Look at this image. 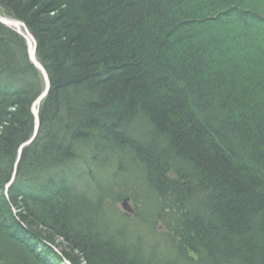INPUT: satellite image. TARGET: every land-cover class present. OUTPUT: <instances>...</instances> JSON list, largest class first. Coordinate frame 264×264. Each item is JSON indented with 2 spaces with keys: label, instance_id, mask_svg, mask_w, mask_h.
<instances>
[{
  "label": "rangeland",
  "instance_id": "rangeland-1",
  "mask_svg": "<svg viewBox=\"0 0 264 264\" xmlns=\"http://www.w3.org/2000/svg\"><path fill=\"white\" fill-rule=\"evenodd\" d=\"M2 1L8 3L9 10L1 6L0 3V15H4L6 19L10 18L12 21L17 19L21 22L22 20L16 17L18 10L23 11L16 8L21 2L16 3L14 0ZM115 1L118 3V6L117 4H112ZM120 1L101 0L103 3V6L99 7L102 9L101 14L113 17L114 21L116 19L122 21V19L125 20L127 18L126 14L138 9L137 4L140 3V0ZM144 1L147 5L146 8H144ZM144 1L141 2L142 8H144V10H141L143 19L139 17L133 19L134 17H132L129 22L130 26L126 27V30L130 31L132 36L145 32L146 36H151V40L153 41L154 37L161 33V31H158L153 34L152 32L154 31H150V28H147L148 24L152 28L153 18L151 15L154 12H158V9L156 11L154 10L155 8L150 9L149 7L150 4L152 7L156 3V0ZM176 1L178 0L172 2L175 4ZM256 1L259 2L261 0ZM94 2L97 3V0ZM101 2L100 4H102ZM24 3L21 6L22 9L25 8ZM179 3L183 12L182 17L184 18L179 17L180 15L176 11L173 15L175 21H181L180 27L175 29L177 31L176 38L180 39L179 42L163 37L162 39L157 38L159 41L158 45L155 42V46H152L149 45V37H145L143 44L146 47L142 49L143 52L139 55H134V57L127 58L121 71L120 67L117 68L113 65L106 72L108 77H103L101 75L102 71L97 74L98 76H102L104 81L109 80V73L112 72L113 74V71L118 76L124 73L131 75L126 78V84L124 81V86L119 89L120 92L117 96L110 97L112 100L115 98L113 102H109V97H106L104 101L105 111H101L98 116L97 113H94V115L98 122L99 118H104L106 114H109L108 112H115L116 108L117 115L115 117L117 119L112 120L113 122L117 121V124H115L117 127L115 129L114 125L112 126L111 124L112 120L109 119L110 124L103 131V133L105 131L109 133H106L104 136L107 137L111 132V134L115 132V134H119L120 136L122 134L124 139H129L133 143L137 151L140 150V153L135 156L129 150L123 149V155H117L118 158L112 157L115 154L109 155L106 162L100 158L103 162L99 163V158L95 157L88 160V169H93L92 172L98 173L103 179L96 181L95 184H91V190L87 192V195L90 197H96V201L95 199H91L93 202H88L89 204L86 207L79 206L80 204L78 203L77 205L78 208H85L83 210L84 213L88 211L95 214L97 212L96 215L98 217L93 218L94 224L91 222L89 227H87L86 224L88 222H86L85 225H78L79 230L77 232H72V226L75 225H73L71 217L70 225L66 226L68 238H65L66 233L62 234L57 226L54 229L51 226L52 224L48 223L49 220H44V225L39 223L33 225L35 227L33 235H31L30 231V236L33 238L32 241H35V244L38 242V244L42 243L39 248L35 247L36 254L38 251L39 256L45 255L48 258L46 259L48 264H74V261L69 259L68 254L74 256L76 264H104L101 256L108 247L116 253V258H122L126 264H257L256 262L264 264V262L262 263V258H264V163L259 164L260 159H256L257 162L252 163V159L260 158V149V153L264 159V146L258 145V142L261 141L258 134L260 132L264 133V112H259L261 110L259 106L262 104H260V101L257 103V93L254 92V94L252 92L251 94L253 95L250 96V99L245 101L240 98L238 99L243 105L244 103L247 105H244V109L252 110L257 108L255 110L256 114L247 110H243L246 113L237 114L238 112L234 111L235 108L233 111L228 110L229 107L227 105L223 110H226L228 113L226 115L230 116H228L230 125L209 122L212 128H216L217 133L221 134L230 152H232L231 150L236 143L239 144V147H242L243 153L240 154V157L246 169L242 170L234 165L232 172L235 175L239 174L240 178L243 176V179L244 177L252 179L253 185L256 188L254 197L257 199L256 202L258 204L253 208H249L245 214L246 217L240 220L238 224L236 223V226L239 225L236 229L231 228L233 222L231 221L232 217H229L231 210L228 208L231 203L233 205L236 204V201L232 198H227V201L222 204L221 192L218 191V186L216 185L218 181L216 174L219 173L213 174L211 170L207 172L201 166L200 162L202 161L199 160L198 155L195 153L196 150L194 148L196 147L188 146L187 137L181 133V131L196 133L199 128L196 129L193 123L205 122L209 118L208 115L214 114L211 112H221L226 97L223 99L210 98V94L222 90L226 95L228 93H232L233 95L236 89L241 88L240 86L250 87L255 82L248 78H251L254 72L250 71L251 69H245L246 74L238 70L236 72L226 58H223L224 51L218 54V56L222 55L221 59H214L211 55L207 57L202 49L203 46L207 45V41H203V38L206 37L201 32L202 26L200 24L203 18L208 16L206 15L208 11L203 9L202 13H200L197 10L194 14L191 10L192 1L181 0ZM11 6H15V10L11 9ZM170 14L172 13H168L167 16L170 17ZM226 16H228L224 18L226 21H231L233 25L239 28L237 24L238 14L233 15L234 19L229 18V13ZM46 24L48 23L46 22ZM0 26L2 25L0 24ZM126 30L120 29L117 32V36L123 35L124 37L127 34ZM240 30L244 31L245 28L241 27ZM174 36L175 32L172 37ZM263 36L264 33L262 34V38ZM33 38V40L38 42L36 35ZM5 39H7V36H4L3 39L0 38V42H3V40L6 42ZM19 39L22 41L21 37ZM23 41L26 42L25 39ZM166 42L167 44L165 45ZM5 48L9 50L10 46L5 43L0 44L1 53L4 54ZM35 49L38 51L39 47ZM243 49L245 50L244 53H248V49ZM25 50L21 49L20 51H24L23 54H28V50ZM215 51L218 50L216 49ZM15 55L6 56L15 57ZM168 57L174 58L175 61L171 62ZM183 61L188 67L192 66L189 71L190 77L185 74V70L182 71L181 66L177 67L178 64H183ZM239 65L246 68H251L252 66V64L250 65L245 61ZM254 67L255 65L252 67L255 70ZM134 79L141 81L143 85L139 83L142 86L134 89L132 84ZM214 81L216 85L214 87L220 91L209 87ZM39 85L41 86L40 81ZM51 85H53L52 82ZM185 85H189L190 91L192 88L195 94L193 95L192 92L184 90L183 86ZM64 87L68 89L67 84ZM126 89L129 95L128 101L133 96V100L136 102H134L131 112L128 109L126 114L123 112L121 114L120 111L122 110L118 108L120 106H118V102L122 97H125ZM201 93H203L202 96ZM92 97L94 99L97 98L96 95ZM141 105H143L142 108H140ZM195 106L202 112L195 110ZM122 107L125 110L127 108V106ZM40 108L41 106L39 110ZM81 109L82 107L78 106L76 112L79 113ZM30 110L33 116L32 106ZM64 114L62 112L61 123L47 126V133L43 131L42 120L37 130L36 123L34 124L35 134L28 139H34L35 142L38 141L40 143L35 148L34 153L41 152L44 148L42 141L45 142L44 145L47 147L48 141L52 138L53 140L56 139V142L51 145V149L56 150L55 152L53 151L56 156H60L58 150L68 143L59 141L63 135L65 138L69 137L71 130L78 136H80L81 132L85 133L84 130H81V132L78 130L80 129L78 123H83L82 120H85V117L82 120L79 119V122L72 129H69L73 120L71 121ZM180 114H184L181 118L185 119L184 121L189 125L188 130L186 128L180 130L174 127L175 123L180 124V121L177 120V115ZM90 115L92 114H89L87 117H91ZM239 116L246 119H242ZM107 120L104 118L98 124L104 127L103 124ZM58 128L62 129L61 137L57 133ZM242 128L246 129V132L242 136L244 139H239L237 134H233V132ZM75 129H77L76 132ZM245 135H247L246 138ZM74 138L72 137L71 140ZM253 140H256L257 144ZM119 141L126 145L125 141ZM74 145L79 149L81 148V152L86 151L84 149L87 148L86 144L82 146L80 143H74L73 141L71 147ZM213 155L215 156L216 153ZM146 160L154 172L147 166ZM247 160L249 163H246ZM229 162L233 163L230 159ZM129 166L130 168H128ZM74 168L77 169V167ZM127 168L128 170H123ZM41 172L44 173L42 177L44 178L43 182H45L43 185H45L51 181L52 175L49 174L50 171L47 169ZM17 178L18 176L16 175L11 176L4 186V197L9 201L12 199L10 197V190L15 188ZM112 182H114L113 185H111ZM222 182H224L223 178ZM101 185L102 188H100ZM160 187H163L162 189L168 187L169 195H165L160 190ZM43 191L45 193H41L44 197H47L46 194L51 193L49 189H44ZM15 203L22 205L21 200L15 201ZM12 205L11 209L16 218L26 212V209L22 206ZM53 207H56L54 211L56 210L58 213L57 217L62 221V208H58L56 205ZM232 207L235 208V205ZM78 208L77 206L74 207L77 210ZM46 214H50V211ZM4 220L6 219L4 218ZM55 221H57V218L52 222L55 223ZM98 222H100L99 225H97ZM102 222H105V224H102ZM22 225L23 227L29 226L24 223ZM104 231L108 234H105ZM110 236L112 238L109 239L108 237ZM36 237H39L40 240L36 239ZM85 239H90V241L86 242L89 245H85V248H89L90 251L93 249L90 256L91 262L88 259V255H85L80 249V246L84 247ZM78 240L83 244L80 245ZM200 240L202 241L199 243ZM103 242L106 244L111 242L113 244L111 245L110 243L106 248ZM48 247H53L54 249H49ZM198 249H201V251L198 252ZM126 252L128 255H125ZM143 256L145 260H143ZM147 257H149L148 261ZM7 260V264H15L16 262L11 257L7 258Z\"/></svg>",
  "mask_w": 264,
  "mask_h": 264
},
{
  "label": "trees",
  "instance_id": "trees-1",
  "mask_svg": "<svg viewBox=\"0 0 264 264\" xmlns=\"http://www.w3.org/2000/svg\"><path fill=\"white\" fill-rule=\"evenodd\" d=\"M16 3L21 4L19 6H16V8L23 10L22 12L18 10L17 14L21 18V16L24 17L25 13H39L41 17V22H47V27H49L52 23L53 27H55V31H57L53 36L51 37L45 36V34H48L46 32L43 35H39L36 32L33 33L36 35L38 43H39V53L41 56H43L42 62L43 64L48 68L49 75L52 78V84H53V91L49 94V97L47 100L41 105V120L43 121L42 127L43 131L47 133V126L53 125L55 123H61L62 120V112L65 113L64 115H67L71 121L73 120V123L70 124V128L72 129L75 124H77L79 119L82 120L83 117H85L84 110L81 109V111L78 113L76 112L77 107H87L91 110L92 115L91 117H86L88 120V128L91 130V133L94 135H102L103 140L105 141V146L108 148H103L102 150H99V145L97 143H94V146H87V148H84L86 151L81 152V148L79 149L77 146L71 147L72 142H78L82 146H84V139L81 135L78 136L74 131L71 130V133L69 134V137H63L60 138V142H68L65 144V146H62L58 150V153H60V156L55 155L56 150L51 149V145L56 142V139H52L48 141V146L45 147L44 141H42V145L44 148L41 150V152L34 153L35 148L40 143L36 141L35 145L32 146L30 149H27L24 154L22 162L20 163V169L18 172V178L16 181L15 188H12L10 190V197L12 198L10 201L4 197V186L9 181L10 175L13 171V162L15 160V153L20 145L21 142L26 141L29 139V137L32 135V130L34 127L35 122L33 121V116L31 115L30 106L26 107L21 102L18 103L17 111L14 109L9 110L8 105L11 103H15L14 100H2V106H4L5 112L0 116V126H4L6 123L7 125L1 129L0 132V264H7L8 260L7 258L11 257L16 262L15 264H41L40 261L37 262L33 257L36 254L35 247L36 243L35 241H32L33 238H31L30 234L28 237H24V229L22 228V221H25L30 224H43L44 220L50 222L51 226L55 229L57 228L60 230L62 234L66 233V226L70 223V218L73 220L72 226V232H77L79 230L78 225H85L89 227V224L93 222V218L98 217L96 214H93V212H86L84 213V209L78 208L79 206L86 207L88 205L89 199L86 197L85 201L83 197L80 199V201H76L75 197L70 195L71 190H74V183H73V175H71L68 179H66V176L64 177L62 174H60V168H70V162L72 163V166L77 167L75 170L76 173H78L81 176L90 175L91 169H88L89 162H83L81 159L82 156L86 157V159L91 160L93 157L95 158H101L103 161H107L109 155H113L112 157L118 158V156H121L124 154V144L120 143L119 140L125 141L123 135L116 136L115 139H117L113 144L109 145L108 142L110 141L107 137L104 136L105 134L102 133V129H99L100 126L98 123L99 121L108 119L107 116L109 114H106L104 118H99L100 120L97 122V119L95 118L94 113H97V116L101 113V111H105L106 108H104L105 99L103 94H106L105 96L109 97V102H113L115 99H111L112 96H117V94L120 92L119 89L124 86V81L126 84V78L129 77L130 74L124 73L121 76H118L113 71L109 73V80L104 81V76L108 77L106 72L111 66H116L117 68L120 67V71L122 70V67L124 66L127 58L134 57V55H139L143 52L142 49H145L144 38H148L149 36H146L145 32L140 33L137 35H133L130 31L126 30V27L128 28L130 26L129 22L132 17L143 19V14L141 13V10H144L146 8V2L144 0H140V3L137 4V8L133 10V12H129L126 14L127 18L122 21H119L116 19V21L113 20V17H108L105 14H101L102 9H100V6H103V3L101 0H97V3L94 2L95 0H14ZM144 1V8H142V3ZM174 1V0H172ZM171 0H160L159 5H152L154 10L158 12H154L151 16L153 18V24L152 28L150 24H148L147 28H150V31L153 34L155 32L161 31L158 36H155L153 41L151 40V36L148 38L150 39L149 45L155 46L158 45L159 41L157 38L162 39L163 37L166 39H169L171 41H177L179 42L180 39L176 38L177 31L180 27V20L175 21L174 19V12L176 11L180 15L179 17L183 16V12L180 6V1L178 0L175 2V4ZM192 1L191 10L192 13H196L197 10L202 13V10H207L208 16L203 18L201 21L200 26H202L201 32L206 37L203 38V41H207V45L203 46V52L207 57H210V55L215 58H222L221 56H218V54L221 51H224L223 58H226V60L229 62L231 67L233 69L245 72V69H248L254 74L251 78L254 80L255 84L247 87V86H240V89H236L235 93L232 95V93L225 94L224 91H220L218 88L214 87L215 81L209 86L212 87L214 90H218L220 92H215L210 94V98L215 97L217 99H223L226 97L225 103H223L222 110L226 108L228 105L229 109L233 111L240 113H246L243 112V110L251 111L252 113L256 114V109L248 110L247 108L244 109V105L247 106L245 103L243 105L242 102L238 101V99L247 100L250 99V96L252 92L257 93V103L262 104L259 106L261 109L259 112H264V36L262 38V34L264 33V2L263 0L257 2L256 0H190ZM25 2V3H24ZM100 2L102 4H100ZM120 2H124V0H121ZM227 4H226V3ZM1 6H4L5 8H8V3L4 1H0ZM25 4V8L22 9V4ZM165 3V4H164ZM98 4V5H97ZM112 4L118 3L112 2ZM89 5V6H88ZM15 6H11V9L13 8L15 10ZM156 6V7H155ZM114 7V6H113ZM150 9H153L150 4ZM9 10V8H8ZM182 12V13H180ZM16 13V12H15ZM21 13V14H19ZM168 13L171 16H167ZM188 13V12H187ZM230 14L231 19H234L233 15L238 14L237 21L239 28H237L231 21H226L224 18L228 17L226 14ZM54 14V15H52ZM92 15V16H91ZM17 16V17H18ZM147 21V19H146ZM50 22V23H49ZM200 23V21H199ZM46 27V28H47ZM241 27H244L245 30H240ZM124 29L127 31V34L125 36H117V32L120 31V29ZM129 30V29H128ZM175 32V36H173V33ZM249 33V34H247ZM151 34V33H150ZM149 34V35H150ZM50 35V34H49ZM209 35V36H207ZM51 36V35H50ZM18 44L22 46V49L26 51L25 42L19 41ZM43 44V45H42ZM167 42L165 43V45ZM77 46V47H76ZM53 48L54 53L51 51ZM68 48L71 50L69 51ZM248 49V53H244L245 50ZM218 51H215V50ZM19 55H15L16 59L21 56H25L26 53L23 54L19 49H16ZM67 50V51H66ZM50 51L52 54H50ZM74 52V53H71ZM80 53L83 54L82 58L79 59ZM63 54L65 55L62 61V64H56L57 58L60 57ZM62 55V56H63ZM78 56V57H77ZM69 58V60H68ZM169 58V57H168ZM171 62H174V58H169ZM65 61H69L68 63ZM243 61L252 64L251 68L242 67L239 64L243 63ZM227 62V63H228ZM238 62V64H236ZM176 64V63H175ZM255 65V70L252 68ZM58 66H61L62 69H58ZM182 68V71H186V75L190 77V68L192 66H187L185 62L183 61V64H178L177 67ZM184 68H183V67ZM258 66V67H256ZM21 64L19 61H16V67H15V73L18 71H21ZM19 69V70H18ZM65 69V71H64ZM59 70V71H58ZM68 70L70 73H68ZM176 70V69H175ZM0 71L3 73L4 77L1 80V88H5L6 84L8 82H11L12 76L15 74L10 75L6 68H0ZM102 71L101 75L98 76L97 74ZM178 71V70H176ZM122 73V72H121ZM175 73V72H174ZM250 75V74H247ZM257 75V76H256ZM38 74L34 75V83L31 86L23 87V89L27 90V88L36 89L37 93L34 94V97H37L38 94L41 91V86L39 85V81L42 83V80L40 79L38 81L37 78ZM71 76V77H70ZM131 76V75H130ZM102 77V78H101ZM14 83L16 84V81H20V74H17L14 78ZM67 82H72L70 85H73V87H76L75 90L72 89V97L70 99H67L66 101H62L61 94L66 92V90L70 88L64 87ZM186 82V81H185ZM106 83V84H105ZM131 83V82H130ZM143 83L137 79H134L133 88L137 89L138 86H142ZM92 84L96 85L99 89L106 88L104 92L99 91L98 89H95ZM106 87H104V85ZM70 85H67L70 87ZM160 88V87H159ZM184 90H187L189 92H192L193 95L195 92L190 91L189 85L183 86ZM142 90V89H141ZM238 90V91H237ZM71 91V90H70ZM96 95L97 98L94 99L93 95ZM254 93V94H255ZM137 95V94H135ZM203 93H201V96ZM125 96H128V91L126 89ZM28 99V97H27ZM26 99V100H27ZM202 100V98H200ZM77 101V102H76ZM188 101V99H187ZM238 101V102H237ZM130 102H132L130 104ZM134 101L133 96L129 99V110L131 112L132 108L134 107ZM107 106V105H106ZM114 106V105H113ZM241 106V107H240ZM0 107V108H1ZM143 105H141L140 108H142ZM199 107V106H198ZM237 107V108H236ZM195 110L199 111L198 108L195 106ZM150 110V109H149ZM220 113L218 111L211 112L213 115H208L209 118L205 120V122L202 121L198 123H193L194 127L197 129V134L195 132H183L181 133L187 137L188 146H195L194 148L196 150V154L199 157V160L201 166L205 168V170L208 172V170H211V172L219 173L216 174L218 178V181L216 182V185L218 186V191L221 192V199L222 204H224L227 201V198H232L236 201L235 208L232 203L230 205V210L233 212H230V216L232 217V228L236 229L238 226H236V223L238 224L239 220H242L244 217H246V212L249 210V208H253L254 206H257L258 202H256L255 193L256 188L253 185L252 179L248 177L243 176L240 178L237 174L235 175L232 172V168H234V165L238 168H241L242 170L246 169V166H244V162L242 161V158L240 157V154L243 153L242 147H239V144H235L232 148V152L228 150V146L225 145L224 139L221 137V134H218L215 130L216 128H212V126L209 124V122H215L218 124H226L230 125V121H228V118L230 117L226 112V110H223ZM3 112V109H1ZM201 111V110H200ZM199 111V112H200ZM202 112V111H201ZM9 116H8V114ZM149 113H151L149 111ZM130 114V113H129ZM264 114V113H263ZM184 114L177 115L178 121H180V124H174V127L183 130L189 128V125L184 121L185 119L181 118V116ZM8 116V117H7ZM103 116V115H102ZM128 116V115H127ZM229 116V117H228ZM241 117V116H239ZM242 119H246L245 117H241ZM109 120V119H108ZM182 120V121H181ZM84 121V120H82ZM222 121V122H221ZM93 123V124H92ZM79 127L83 123H78ZM167 125V122H166ZM169 125V124H168ZM212 128V130H211ZM249 128V127H247ZM78 129V128H77ZM75 129V132L76 130ZM80 132L81 130L78 129ZM99 130V131H97ZM188 130V129H187ZM246 129H237L233 132V134H237V137L239 139H244L242 136ZM67 132V131H65ZM163 132H165L163 130ZM58 135L62 136V129H57ZM222 133V132H221ZM259 133V132H258ZM64 134V131H63ZM82 134V132H81ZM260 142H258V145L264 146V133L260 132L259 134ZM84 136V135H83ZM247 135H245L246 138ZM46 137V136H45ZM72 137H75L73 140ZM53 140V142H52ZM255 144H257L256 140H253ZM58 142V140H57ZM126 142V141H125ZM77 147V148H76ZM92 147L94 148L92 150ZM89 148V149H88ZM264 148V147H263ZM93 153H92V151ZM261 150V149H260ZM260 158H254L252 159V163L257 162L256 159L259 160V164L264 163L263 155L260 153ZM54 151V152H53ZM144 151V150H142ZM229 151V153H228ZM97 152V153H96ZM115 152V153H114ZM129 152H131L129 150ZM140 153V150H134L133 155L137 156ZM216 153L214 156L213 154ZM41 154V156H40ZM54 154V155H53ZM98 154V156H97ZM118 155V156H117ZM73 156V157H71ZM75 158V159H74ZM121 158V157H120ZM72 159V160H70ZM229 159L233 161V163L229 162ZM75 160V161H74ZM195 160V159H194ZM74 161V162H73ZM196 161V160H195ZM113 162V161H111ZM147 166L150 167L152 170V167L149 165L148 161ZM263 162V163H262ZM193 164L192 162H190ZM246 163H249L248 160ZM231 164V165H230ZM233 164V166H232ZM160 166V165H156ZM45 169L50 171L51 181L43 185L45 182H43L44 178L42 177L44 175L43 172ZM154 172V170H152ZM91 172V173H90ZM239 173V172H238ZM235 176H234V175ZM221 175V176H220ZM238 176V177H237ZM75 178H77L75 176ZM222 178L224 179V182H222ZM78 179V178H77ZM163 187H160V190H162ZM42 189V190H41ZM44 189L51 190L50 194H46L47 197H44L41 192H44ZM40 191V193H38ZM45 193V192H44ZM260 195V193H259ZM34 196V197H32ZM32 197V198H31ZM51 197V198H50ZM21 204L19 205L15 203V201H20ZM263 201V200H262ZM55 203V204H54ZM13 204V205H12ZM98 204V201H97ZM95 203V205H97ZM219 204V203H218ZM221 204V205H222ZM11 205H19L26 209L25 213H22L17 218L15 217L14 213L12 212ZM25 205V206H24ZM56 205L58 208H62L63 216L62 221L57 217L58 213L54 209L56 207H53ZM78 208L74 209V207ZM50 211V214H46ZM81 211L83 213H81ZM52 212V213H51ZM56 213V214H55ZM66 213V214H65ZM61 215V214H60ZM4 216V217H3ZM4 218L6 220H9L12 225H14L16 228L11 230V232L7 231L6 228H2L3 224L5 222ZM57 221L52 222L54 220ZM4 221H3V220ZM84 222V223H82ZM54 223V225H53ZM100 222H98L97 225H99ZM102 224H105V222H102ZM70 225V224H69ZM30 226V225H29ZM169 227V226H168ZM98 228V226H97ZM173 228V227H172ZM96 229V228H93ZM68 230V229H67ZM106 230V229H105ZM31 231V230H30ZM26 232V231H25ZM71 232V230H70ZM110 232V231H109ZM106 234L107 232L104 231ZM70 234V233H69ZM108 234V233H107ZM117 234V233H116ZM23 238H25L26 241L31 246V250L33 253L30 252L29 249H25L24 245H22L20 242H23ZM65 238H68L67 233L65 234ZM109 239L112 238L111 236L108 237ZM36 239L40 240L39 237H36ZM84 240V239H83ZM119 240V239H118ZM79 241V240H78ZM90 241V239H85V244L79 241V244L81 250L85 253V255H88V259L90 260L91 251L93 249L85 248L89 244L86 242ZM202 240L199 241V243ZM113 242V241H112ZM105 244V247L109 244ZM115 243V242H114ZM113 243H111L112 245ZM117 244V243H116ZM86 245V246H85ZM104 247V246H103ZM106 247V248H107ZM95 251V250H94ZM201 249H198V252H200ZM128 252V251H127ZM126 252L125 255H128ZM95 254V253H94ZM93 254V258H94ZM116 253H114L111 249H105L103 255L101 256L104 260V264H126L125 261L119 258H116ZM37 255L38 251H37ZM69 259L74 261V256L68 254ZM98 257V256H96ZM144 257V256H143ZM39 260L41 259H48L45 255L38 256ZM149 257H147V261ZM258 258V257H257ZM256 258V259H257ZM145 260V257L144 259ZM7 261V262H6ZM91 262V260H90ZM264 262V258H262V263ZM257 264H260V262H256ZM42 264H48V263H42Z\"/></svg>",
  "mask_w": 264,
  "mask_h": 264
},
{
  "label": "bare ground",
  "instance_id": "bare-ground-1",
  "mask_svg": "<svg viewBox=\"0 0 264 264\" xmlns=\"http://www.w3.org/2000/svg\"><path fill=\"white\" fill-rule=\"evenodd\" d=\"M160 4V0H156V3L154 5H159ZM155 6V7H156ZM154 9V8H153ZM18 16V15H17ZM16 16V17H17ZM18 19L22 20L21 22L18 21L17 19L16 20H10V18L6 19L4 17V15H0V24L2 26H0V38L3 39L4 36H7V39H5L6 42H0V44H7L8 46H10V49L7 50L6 48L4 49V54L0 52V68H6V70L8 71V73H10V75L14 74L15 73V67H16V61H19L20 64H21V71H18L16 72L13 76H12V80L11 82H8L5 86V88H1V80L2 78L4 77L3 73L0 71V107L2 106V103L3 101L2 100H14L15 103H11L8 105V109L11 110V109H14L16 110L17 107H18V103L20 104V102L28 107V106H32V108L34 109V106L35 105H38L37 107V110L39 111L38 114H37V118H36V115L35 113L33 112V121L35 123H37V119L38 121L40 122L38 127L40 126L41 124V112L39 110V107L47 100V98L49 97V92H52L53 91V85H51V82H52V78L50 77L49 75V70L48 68L43 64L42 62V59H43V56L40 55L39 53V49L37 51L36 49V54H31L30 51H31V45H29V41H28V36H33L35 37V34L33 33H37L39 35H43L48 32V34H45V36H48V37H51L52 39V36L57 32L55 31V27H53L52 23L49 27L46 26V23L43 21L41 22V17L39 15V13H25L24 14V17L21 16V18L18 16L17 17ZM50 23V22H49ZM4 26V28H2ZM47 27V28H46ZM58 33V32H57ZM56 33V34H57ZM51 36H50V35ZM44 36V37H45ZM22 40H26L25 42V46H26V49L28 50V54L26 53L25 56H21L22 58H18L16 59V57H7L6 55H11V56H14L15 54H18L17 50L16 49H22V46H20L18 44V42L20 41V38ZM37 40V39H36ZM33 42V41H32ZM32 45L36 48V47H39V43L37 41L34 40V42L32 43ZM43 45V44H42ZM77 47V46H76ZM53 50V48L51 49V51ZM68 50L70 51L71 49L68 48ZM50 51V54H52V52L54 53V50L51 52ZM67 51V50H66ZM71 53H74V52H71ZM58 55H61L60 57L57 58V61L55 62L56 64H62V61H63V58L65 55L63 54H58ZM63 55V56H62ZM83 54L80 53V56H79V59L82 58ZM78 57V56H77ZM42 58V59H41ZM65 59V58H64ZM69 60V58H68ZM65 62H69V61H65ZM58 69H62L61 66H58ZM19 70V69H18ZM59 71V70H58ZM65 71V69H64ZM68 73L69 70H68ZM17 74H20V78L21 80L20 81H16V84L14 83V78ZM37 75V78H38V81L41 79L42 80V83H41V91L40 93L38 94L37 97H34V94L37 93L36 89H29L27 88V90L23 89V87H27V86H31L33 85L34 83V75ZM71 77V76H70ZM72 82H67L66 84L67 85H70ZM264 83V81H263ZM106 84V83H105ZM104 85V87H106V85ZM66 86V85H64ZM92 86L95 88V89H98L99 91H102L104 92L105 90H107L106 88L104 89H99L96 85L92 84ZM68 87V86H67ZM70 89L66 90V92H64L63 94H61V99L62 101H66L67 99H70V97H72L71 93H72V89L75 90L76 87H73V85H70V87H68ZM71 90V91H70ZM106 94H103L104 98H106L105 96ZM28 97V99H27ZM27 99V100H26ZM77 102V101H76ZM129 101H128V96H125V97H122V99L118 102V108H120L122 111L121 114L123 113H127V110L129 109V105L128 104ZM122 106H127L126 110L122 107ZM84 110V114H85V120L83 121V124L80 125V130H84L85 133H82V137L86 140H84V144H86L87 146H94V143H97L99 145V150H102L104 147L105 148H108L107 146H105V141L106 140H103V136L102 135H93L91 133V130L88 128L89 124H88V120L86 119V117L91 113V110L87 107H82ZM1 109H3V112L1 111ZM117 109L115 108V112H108L109 115H113V116H107L108 119H117V117H115L117 115ZM17 111V110H16ZM36 111V110H34ZM126 111V112H125ZM123 112V113H122ZM6 113L5 112V109H4V106L0 108V116H2V114ZM8 114V113H7ZM9 116V114H8ZM7 116V117H8ZM110 124L109 123V120H107V122H105L103 125L104 127L102 126H99L98 128L99 129H102V133L105 129V127ZM112 126L114 125L115 129L117 126H115V124H117V121H114L112 120ZM7 124L5 123L4 126H6ZM3 125L0 126V132H1V129H3L4 127ZM37 125H36V130H37ZM113 127V128H114ZM35 125L33 127V130H32V135L30 137L33 136V134H35ZM105 133H109L108 131ZM103 133V134H105ZM112 133V132H111ZM109 134L108 135V139L110 140L108 142L109 145L113 144L117 139H115L116 136H118L117 134H115V132H113L114 134ZM84 135V136H83ZM122 135V134H121ZM120 136V135H119ZM124 138V137H122ZM126 141V145L124 146V148L126 150H130L131 153H133L134 150H137L135 146H133V143L129 140V139H125ZM35 140H26V141H23L20 143L15 155V160L13 162V171L10 175L11 176H14V175H18V172H19V169H20V163L22 162L23 160V157L25 156L24 152L27 150V149H30L32 146L35 145ZM89 149V148H88ZM92 151V150H91ZM93 153V151H92ZM97 153V152H96ZM98 156V154H97ZM73 157V156H71ZM75 159V158H74ZM81 159L83 162H88V159H86V157H81L79 158ZM72 160V159H70ZM130 160V159H128ZM75 161V160H74ZM73 161V162H74ZM98 162L101 163L103 162L102 160L98 159ZM70 168H63L61 169L60 168V174H62L64 177L66 176V179H68L71 175H75L77 178H75V176L73 177V185H74V190L70 192V195L73 194V196L75 197V200L76 201H80V199L83 197L84 199L87 197L89 199V201H91V199H95L96 201V197H90L89 195H87V192L89 190H91V184H95L96 181H101L103 179L102 176H99L98 173H93L92 170H91V174L90 175H85V176H81L79 175L78 173L75 172V166L73 167L72 166V163L70 162ZM130 168V166L128 167ZM127 169H123V170H128ZM15 171V173H14ZM114 182H112L111 185H113ZM102 188V185L101 187ZM112 188V187H111ZM110 188V190H111ZM98 190V188H97ZM162 192L165 194V195H169V191H168V187L162 189ZM111 193V192H110ZM233 210V209H232ZM231 210V212H233ZM81 213H83L81 211ZM240 221V220H239ZM22 223L24 224H27V225H30V226H25L22 228L26 231H24V234L25 236L24 237H28L29 234H30V230H31V235H33V231L35 229V227H33V225L35 224H30V223H27L25 221H22ZM239 223V222H238ZM54 225V223H53ZM239 227V225H238ZM2 228H6L7 231L11 232V230L15 229L16 227L14 225L11 224V222L8 220L4 222L3 224V227ZM232 228V227H231ZM23 242H20L22 245H24V248L25 249H29L31 253L32 250L30 249L31 246H34L33 245H30L28 243V241L25 240V238L22 239ZM42 244V243H40ZM40 244H36V248H39ZM49 248V247H48ZM51 249H54L53 247H50ZM49 248V249H50ZM179 250V249H177ZM165 251V249H164ZM121 253V252H119ZM165 254V253H164ZM39 255L35 254L34 255V259L42 264V263H45L46 260L45 259H41L39 260L38 258ZM64 261V260H62ZM66 262V261H65ZM48 263V262H46Z\"/></svg>",
  "mask_w": 264,
  "mask_h": 264
},
{
  "label": "water",
  "instance_id": "water-1",
  "mask_svg": "<svg viewBox=\"0 0 264 264\" xmlns=\"http://www.w3.org/2000/svg\"><path fill=\"white\" fill-rule=\"evenodd\" d=\"M33 39H34V38H33L32 36H28L29 45H31V51H30L31 54H35V52H36L35 47L32 45V43H33L32 41H34ZM37 106H38V105H35V106H34V109L32 108L33 112H34L35 115H36V118H37V114H38V112H39V111L37 110V108H38ZM34 110H36V111H34ZM36 121H37L36 125H37V127H38V125H39L40 122L38 121V119H37ZM31 140H33V139H31ZM14 173H15V171H14Z\"/></svg>",
  "mask_w": 264,
  "mask_h": 264
}]
</instances>
